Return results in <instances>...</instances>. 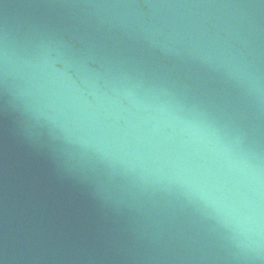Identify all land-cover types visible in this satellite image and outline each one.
I'll return each mask as SVG.
<instances>
[{"label":"water","instance_id":"obj_1","mask_svg":"<svg viewBox=\"0 0 264 264\" xmlns=\"http://www.w3.org/2000/svg\"><path fill=\"white\" fill-rule=\"evenodd\" d=\"M0 264H264V0H0Z\"/></svg>","mask_w":264,"mask_h":264}]
</instances>
